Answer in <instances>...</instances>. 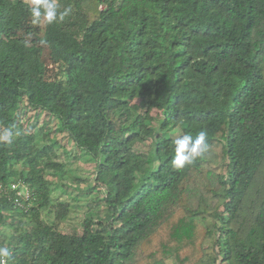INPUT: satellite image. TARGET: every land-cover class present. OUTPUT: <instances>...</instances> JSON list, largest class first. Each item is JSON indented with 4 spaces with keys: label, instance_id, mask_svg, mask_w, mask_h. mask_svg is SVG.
<instances>
[{
    "label": "trees",
    "instance_id": "obj_1",
    "mask_svg": "<svg viewBox=\"0 0 264 264\" xmlns=\"http://www.w3.org/2000/svg\"><path fill=\"white\" fill-rule=\"evenodd\" d=\"M49 3L71 11L0 0V183L32 187L62 132L103 194L69 233V202L22 212L0 192L4 264H264V0ZM201 130L207 151L174 168ZM13 210L31 223L5 234Z\"/></svg>",
    "mask_w": 264,
    "mask_h": 264
},
{
    "label": "rangeland",
    "instance_id": "obj_2",
    "mask_svg": "<svg viewBox=\"0 0 264 264\" xmlns=\"http://www.w3.org/2000/svg\"><path fill=\"white\" fill-rule=\"evenodd\" d=\"M26 1L31 4L33 3V0ZM55 73L56 70L52 68L50 71L51 76ZM152 115L158 118L160 113L154 109ZM43 118V114H39L36 117L34 113L27 111L22 121L24 123L27 121L29 124L36 120L37 126H40ZM52 125L53 123H50V126ZM55 138L59 140V143L48 157L41 162L40 173L36 181L32 183V187H30L31 192L35 191L33 198L35 201H32V204L37 206L48 197L52 202L55 196L69 202V215L65 220L57 222V227L63 232L70 233L80 230V221L89 216L87 210L94 213L98 211L100 206H96L90 201L95 199L96 196H101L103 192L92 187L93 181L91 179L94 171V161L91 156L84 150L76 148L70 138L64 133L58 132L55 134ZM39 142L40 137L36 136L35 143L39 144ZM148 144L149 140H146L144 143L138 144L137 148L146 150ZM13 212V218H9L8 224L1 228L5 234L13 231L14 219L23 220L25 225L31 223V220L28 221L31 215L20 216L17 214L18 212L14 210ZM47 213V210H42V216L47 217ZM99 213L101 215L103 211L99 210ZM92 216L94 219L96 218L95 215Z\"/></svg>",
    "mask_w": 264,
    "mask_h": 264
},
{
    "label": "clouds",
    "instance_id": "obj_3",
    "mask_svg": "<svg viewBox=\"0 0 264 264\" xmlns=\"http://www.w3.org/2000/svg\"><path fill=\"white\" fill-rule=\"evenodd\" d=\"M33 2L36 7L32 9V15L39 18L42 7L48 23H52L57 18L63 20L71 11L70 8H67L58 14L57 6L54 3H49V0H33ZM11 135L12 134L9 132L4 137L9 143L12 142ZM206 137L207 131L201 130L195 140H193L191 135H184L182 138L175 140V157L172 160L173 167L182 169L186 165H192L198 158L202 157L208 149ZM0 258H11V252L8 248L0 247ZM0 264H4L3 259H0Z\"/></svg>",
    "mask_w": 264,
    "mask_h": 264
},
{
    "label": "built area",
    "instance_id": "obj_4",
    "mask_svg": "<svg viewBox=\"0 0 264 264\" xmlns=\"http://www.w3.org/2000/svg\"><path fill=\"white\" fill-rule=\"evenodd\" d=\"M0 192L11 199L18 211L26 212L32 204V192L28 185L21 180H13L7 183L1 182ZM1 259L4 260V258Z\"/></svg>",
    "mask_w": 264,
    "mask_h": 264
}]
</instances>
